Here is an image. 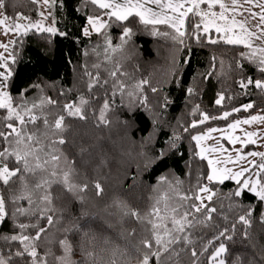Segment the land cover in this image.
Listing matches in <instances>:
<instances>
[{"label":"trees","instance_id":"obj_1","mask_svg":"<svg viewBox=\"0 0 264 264\" xmlns=\"http://www.w3.org/2000/svg\"><path fill=\"white\" fill-rule=\"evenodd\" d=\"M205 6L201 5V8L206 9ZM4 12L12 21L11 18L18 14L30 20L41 16L36 0H6ZM48 14V20L58 28L55 34L32 29L14 38L12 58L6 69V74L11 71V76L5 88L13 105L22 113L24 108L35 104L38 107L33 112L37 116H46L50 123L59 115L65 116L66 131L62 135L67 143L59 147L69 161L75 162L77 175L74 182L86 183L88 187L73 193L58 186L53 188L56 211L48 213L53 215L51 226L37 211L44 207L38 199L39 193L32 197L36 201L34 205H29L26 200L9 202V216L0 224V253L7 258L10 253L23 248L18 241H6L3 237L21 232L35 234L33 227L20 229L18 225L23 223L47 229L36 242L41 256L49 249L55 255H61L58 241L65 236V229L91 225L99 230L101 220L115 223L119 217L115 208L118 201L133 209L146 210L151 205L153 189L168 187L160 184V178L167 177L189 195L196 193L198 185L209 184L216 192L211 204L219 213L213 214L214 223L219 227H197L192 236L194 243L176 246L185 249L179 257L167 259L169 254L165 253L161 257L162 264H176L177 261L179 264H212L209 257L221 242L229 248L226 257L229 264L237 255L244 264L249 261L264 264L261 259L264 257V223L260 219L264 215V202L247 190L239 197L233 195L239 185L232 179L209 183L206 179L209 165L206 159H200L196 141L192 139L209 126H222L235 118L264 112V89L255 87V81L264 82L259 58L253 57L252 50L243 45L225 43L214 29L208 33H204L202 27L195 30L194 23L200 21L192 14L186 20L183 44L172 39L176 35L174 29L166 25H145L135 15L123 21L111 17L103 30L85 35L89 17L103 14L91 0H52ZM126 28L132 29L130 37H124ZM213 39L218 42L211 43ZM116 67L127 73L120 77L126 84L123 93L112 87L113 80L108 76V72ZM97 74L101 81L107 79L109 83L103 87L97 84L89 90V84ZM249 79L252 84H247ZM141 80L148 81L142 91L135 88ZM242 81L246 87L241 86ZM153 87L156 92L151 90ZM129 92L134 94L130 96ZM221 95L224 99L218 105L216 100ZM81 97L89 102L83 106L87 120L68 116L64 109L66 104L79 105ZM49 99L55 103H47ZM106 99L110 105L107 112L110 123L104 125L99 123L98 116ZM250 103L253 107L244 110L243 106ZM236 108L241 110L233 111ZM225 112L231 113L227 119H211L221 117ZM205 114L210 119L201 124ZM6 116L7 111L0 109V131H7L3 127ZM193 123L197 125L194 128L191 127ZM28 127L29 130L38 127L48 131L40 121L36 126L30 124ZM3 144L0 141V147ZM81 149L86 151L82 153ZM7 162L10 168L14 166L11 158ZM97 182L103 188L99 195L94 187ZM0 188L5 186L0 184ZM7 188L11 192L5 191L6 199L11 194H23L18 182ZM17 207L32 209L37 214L21 215L16 213ZM249 210L252 212L251 227L247 229L249 238L244 239L242 233L246 226L238 222V217ZM232 224H235V232L230 233L232 241L223 237L214 239L220 229L231 228ZM123 227L137 229L138 233L141 229L135 220L126 221ZM119 228L117 225V231ZM67 235L77 248L73 259L79 261L82 258L78 249L79 235L71 231ZM130 239L135 243L139 236ZM209 240L213 243L209 244ZM117 243L121 248L126 246L123 240H117ZM205 246L207 251H203ZM192 248L196 249L197 257L191 256ZM147 251L130 249L129 255L118 256V260L121 264L125 261L138 264ZM47 259L51 264L53 258L48 256ZM9 264H31V259L27 255H12ZM150 264H156L155 258Z\"/></svg>","mask_w":264,"mask_h":264},{"label":"snow or ice","instance_id":"obj_2","mask_svg":"<svg viewBox=\"0 0 264 264\" xmlns=\"http://www.w3.org/2000/svg\"><path fill=\"white\" fill-rule=\"evenodd\" d=\"M93 4H97L99 8L110 10L107 14L115 17L118 20H127L130 16H137L141 23L145 25H166L175 30L176 35L172 37L174 40H178L181 44L184 43L182 39L186 35L185 21L192 14L199 18V23H194V29L202 30L204 33H208L210 28H214L217 33H224V42L230 45H244L245 47L252 49L251 55L255 57L259 53L260 70L264 72V47L254 48L253 39H264V4L259 0H124V3H116L115 0H91ZM45 5H49L50 0H43ZM252 5L260 8L259 13L253 12L251 8H244V5ZM147 5H155L160 10L156 11L152 7ZM201 5H206L207 10L201 8ZM6 6V0H0V26L4 28V34L9 32L19 31L21 28L25 29V33L30 28H36L41 31L56 33V29L53 27L43 28L42 24L23 25L18 23V20H26L28 17L18 14L13 19V23L9 24L10 17L4 12ZM219 7V11H213L214 8ZM244 12H248V17L244 19H236L237 16H244ZM43 16V13H41ZM259 18V23L255 25L259 29V34L252 31L249 27V21ZM222 22V23H221ZM89 25L94 31L100 32L106 25L102 22L100 17H89ZM237 29L239 31L237 32ZM84 34L88 35L89 30L84 29ZM154 34L165 35L168 33L155 32ZM64 35V33H60ZM132 35V29L126 28L124 30V37H130ZM126 42V41H124ZM218 41L213 39L211 43H217ZM110 43V41H109ZM7 50V44H0ZM115 51V49H113ZM0 67L7 68V62L5 58L0 55ZM13 62L15 58L13 57ZM99 67V65H96ZM91 75V74H89ZM127 73L122 72L119 67L108 72V76L112 78V87L121 93L126 88V84L120 79L121 76H126ZM11 76V71L7 74L0 72V109L7 111V116L4 118L7 122L3 127L7 131H0V141L4 144L0 147V184L5 188H0V223L4 222L9 216L8 203H16L19 200H26L29 205H34L36 201L33 200V195L39 193L38 199L43 208H39L37 211L40 216L46 219L47 225L53 224V215L48 213H54L56 209L53 206V188L60 187L68 193L75 191H85L88 185L76 184L74 177L77 175L75 169V162L69 161L59 146L65 145L67 141L63 137L62 133L66 131L65 116L59 115L51 123L46 116H37L33 109L38 105L33 104L31 108H24L23 113L20 109L13 105L12 97L4 91L7 81ZM107 79L101 81L99 74L93 78L89 84V90L99 84L101 87L108 84ZM147 80H141L135 88L142 91L143 86L147 84ZM253 81L249 79L247 84H252ZM242 87L247 85L242 81ZM255 87L264 89V82L260 80L255 81ZM156 92V88L151 89ZM189 92L192 89L188 90ZM116 92L113 91L112 95L115 96ZM134 93L129 92L128 95ZM146 97L144 100L146 101ZM224 97L221 95L216 103L219 105L223 101ZM47 103L54 104L55 101L48 100ZM88 100L83 97L80 98L79 105L66 104L64 109L68 116L77 117L80 120H87V116L84 113L83 106L87 105ZM253 105L246 104L243 106L244 110L252 108ZM110 110V105L107 99L104 101L98 116L100 124L107 125L110 121L107 119V112ZM241 109L236 108L233 111L239 112ZM231 115L230 112H225L221 117H211V119H227ZM210 117L204 115L200 123L203 124ZM12 121H15L13 123ZM43 125L44 129L36 127L34 130H29V125L36 126L37 122ZM264 124V116H252L250 119L237 120L234 123L228 125V129L235 131L242 124L250 125L253 123ZM196 123H193L191 127H196ZM187 130V129H186ZM51 131V135H49ZM224 132L223 129H210L208 133L204 135L193 136L192 139L201 145V142L212 138V132ZM261 134L258 132H244V139L240 136L229 135L226 138L232 145L237 142L243 146L248 144H256L257 140L254 137H258ZM238 154L235 159L231 155H228L224 161L220 159H210L206 153L216 152H228V149L223 147H200L198 153L200 159H206L208 165L211 168L210 174L206 177L209 182L223 183L225 178H230L236 181L239 188L233 193V195L239 197L244 190L254 193L260 201L264 202V152H248L246 155L241 154L242 149H234ZM86 149H81L83 153ZM248 156L259 157V162L255 160H248ZM11 158L14 161V166L9 167L8 160ZM241 161H247L250 167H241L240 171L233 172L230 168H217L221 163L240 164ZM252 169H257L254 173L255 180L246 178L241 182V177H244L246 173L252 172ZM19 183L23 190V194L15 195L11 194L6 199L5 191L11 192L7 186L11 184ZM31 183V187H29ZM180 182H177L179 184ZM160 184H167L166 189L155 188L153 189V196L150 197L151 205L146 210L141 211L130 208L123 202H116L115 208L118 211L119 217L115 223L108 220H101L99 224V230L93 229L91 225L82 227L76 225L73 229H65V236L58 241V245L61 249V255H55L50 249L41 256L38 251L37 241L41 240V235L47 231L45 227L38 225L19 224L18 227L23 230H27L29 227L36 229L34 235H26L23 232L17 235L3 237L4 240L18 241L23 245L21 250H17L14 254L10 253L9 257H5L0 253V264H9L12 255L16 257H24L27 255L31 259V264H50L47 259L51 256L53 259L51 264H121L118 260V256L129 255L130 249L135 252H141L142 248L147 249L142 257L138 260V264H150L153 258H155L156 264H162L161 257L165 253H168L167 259L172 257H179L181 252L185 249L176 246L184 244H193L192 239L193 231L197 227L211 228L219 227L214 223L213 214L217 213V208L212 206L211 202L216 196V192L213 191L207 184L198 185L197 191L194 195H189L187 192L182 191L179 187L174 185L168 180L167 177L160 178ZM97 195L103 192V188L100 183L97 182L94 185ZM206 194V195H205ZM82 199V198H81ZM207 201L208 203H205ZM231 207V206H230ZM16 213L21 215H36L37 211H33L29 208L17 207ZM109 215H116V213H109ZM251 215L249 210L244 215L238 217V222L245 225V229L242 233L244 239L249 238L248 228L251 227ZM223 219L227 220V216ZM261 222L264 223V215L260 217ZM135 220L140 226V232L137 229L128 230L123 227L126 221ZM117 225L120 226L117 231ZM71 231L73 234L79 235L78 249L82 254V258L79 261L73 259L77 248L73 247V241L69 238L67 233ZM235 232V224H232L231 228L224 227L220 229L214 236L215 240H220L222 237L228 241L233 240V235L230 233ZM139 236V239L133 243L130 238ZM117 240H123L126 242V246L121 248L117 243ZM209 244L213 243V240H209ZM142 246V248H141ZM207 251V246L203 249ZM198 253L195 248L191 249V256L197 257ZM229 255V248L224 243H219L218 247L211 253L209 259L212 264H229L226 257ZM105 256L107 260H105ZM264 260V257H261ZM124 264H127L125 261ZM176 264H179L177 261ZM231 264H244L241 256L237 255L231 262ZM249 264H254V261H249Z\"/></svg>","mask_w":264,"mask_h":264},{"label":"rangeland","instance_id":"obj_3","mask_svg":"<svg viewBox=\"0 0 264 264\" xmlns=\"http://www.w3.org/2000/svg\"><path fill=\"white\" fill-rule=\"evenodd\" d=\"M51 1L52 0H50V2ZM36 2L39 5L40 12L43 13V16L41 15L40 18L37 19V20H30V19L23 20L22 19V20H18L17 22L20 23V24H23V25H27L29 23H32V24L40 23V24H42L43 28L53 27V28H55L58 31V28L56 27L55 23L50 21V20H48V15H49L48 14V6L49 5H45L43 3V0H36ZM133 2H135V0H133ZM228 2H230V0H228ZM259 2L264 4V0H259ZM121 3H124V0H122ZM147 6L148 7H152L156 11L160 10L155 5H147ZM244 8H251V10L253 12H257V13H259L261 11L260 8L254 7L252 5H247V4L244 5ZM102 10H103V14L100 15V16H97V17H100L102 22L106 25L108 23L109 19L112 16L107 14L110 10H106V9H102ZM204 10H207V7ZM219 10L220 9H219L218 6L213 9V11H217V12ZM245 17H248V12H244V16L243 17L237 16L236 19L240 20V19H244ZM93 18H95V17H93ZM11 23H13V21L9 20V24H11ZM258 23H259V18L257 17V19H255V20H250L249 24H248V27L252 31L257 32V34H259V29L257 27H255V25H257ZM85 28H87L89 30V34L88 35L92 34L93 32H96L89 25V23H87ZM104 28H102L101 30H103ZM32 29H36V28H30V29H28L26 31V33L29 32ZM210 29H214V28H210ZM39 31H41V30H39ZM238 31H239V29H237V32ZM22 33H25V29H23V28H21L19 31L9 32L7 35H5L4 34V28L2 26H0V44H7L8 45L7 50L5 48H3V47H0V55H2L5 58V61L7 62V65H8L9 60H11V58H12L11 48H12L13 40H14V38L17 35H20ZM218 37L221 38L222 40H224L223 39L224 33H218ZM252 43H253V47L254 48L264 47V39H253ZM256 57L260 59L259 53H257ZM0 63H2V62H0ZM7 68H8V66H7ZM7 68L0 67V72H4L6 74V69ZM4 83H6V81ZM4 91H6V88H4ZM252 116H264V112L255 113V114H251V115H247V116H241V117L233 119L228 124H225V125H222V126L212 125V126H209V127L205 128L204 130H202L200 132H197L195 134V136L196 135H204V134L208 133L210 129H213V128L225 130L224 132H220V131L212 132L211 133V137L212 138H209V139H206V140L202 141L201 145H198L197 142H196L197 148H198V153L200 152V147L201 146H203L205 148H208V147H217V148L223 147L225 149H228V152H226V153L225 152L206 153V155L210 159H220L221 161H224L228 155H231L233 157V159L236 158L238 153L234 149H242V153L241 154H244V155H246L248 152H252V151L264 152V124L259 123V122L253 123V124H250V125L242 124L235 131H232V130L228 129V125L234 123L235 121L244 120V119H250ZM245 131H247V132H258V133L261 134L258 137H254V139L257 140L256 144H248L245 147L242 144H240L239 142H237L235 145H232L229 142V140L226 138L229 135H235V136H240L242 139H244L245 138L244 137V132ZM247 159L248 160H255L257 162H259V160H260L259 157H253V156H248ZM225 167L232 169L233 172H236V171H240L241 167H250V165L247 163V161H241L240 164H232V163L225 164V163H221V164L217 165V168H220V169H223ZM256 171H257V169H252V172L246 173L244 177H241V182H243V180L246 179V178H250L251 180L257 179L258 177H256L254 175V173ZM210 172H211V168L209 166V174H210ZM227 179H230V178H225L224 181L227 180ZM207 185L209 186V184H207ZM205 203H207V201H205Z\"/></svg>","mask_w":264,"mask_h":264},{"label":"crops","instance_id":"obj_4","mask_svg":"<svg viewBox=\"0 0 264 264\" xmlns=\"http://www.w3.org/2000/svg\"><path fill=\"white\" fill-rule=\"evenodd\" d=\"M116 3H121L122 0H115ZM185 24H186V21H185Z\"/></svg>","mask_w":264,"mask_h":264}]
</instances>
